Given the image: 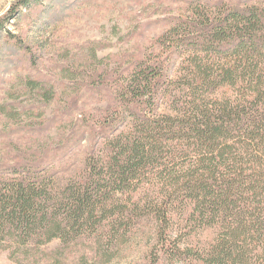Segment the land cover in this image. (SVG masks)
I'll return each mask as SVG.
<instances>
[{
  "label": "trees",
  "instance_id": "16d2710c",
  "mask_svg": "<svg viewBox=\"0 0 264 264\" xmlns=\"http://www.w3.org/2000/svg\"><path fill=\"white\" fill-rule=\"evenodd\" d=\"M186 1L167 58L138 60L97 119L82 171L60 180L47 154L0 165V249L18 264L84 238L120 247L146 220L152 264H264V0Z\"/></svg>",
  "mask_w": 264,
  "mask_h": 264
},
{
  "label": "rangeland",
  "instance_id": "374dc122",
  "mask_svg": "<svg viewBox=\"0 0 264 264\" xmlns=\"http://www.w3.org/2000/svg\"><path fill=\"white\" fill-rule=\"evenodd\" d=\"M21 2L0 0V165L53 155L64 181L83 170L97 119L115 114L128 70L151 55L167 58L159 38L189 7L186 0ZM211 238L206 231L191 243ZM153 242L146 220L120 247L84 238L58 259L26 264H152ZM60 247V239L43 246ZM0 264L18 263L0 249Z\"/></svg>",
  "mask_w": 264,
  "mask_h": 264
}]
</instances>
